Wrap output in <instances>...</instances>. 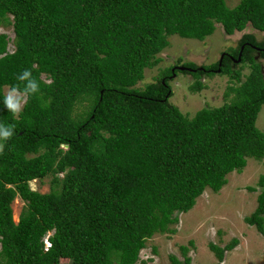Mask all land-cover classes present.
Returning <instances> with one entry per match:
<instances>
[{
    "label": "trees",
    "instance_id": "trees-1",
    "mask_svg": "<svg viewBox=\"0 0 264 264\" xmlns=\"http://www.w3.org/2000/svg\"><path fill=\"white\" fill-rule=\"evenodd\" d=\"M216 24L226 35L248 25L263 33L264 0L233 8L226 0H0V28L13 33L0 32V98L25 68L42 81L18 119L0 102V122L16 126L0 154V264H136L146 241L174 233L175 214L191 210L206 188L219 192L247 157L264 162V133L255 125L264 64L253 51L264 42L254 35L243 34L230 52L235 59L241 52L237 65L250 67L243 82L242 67L221 60L219 73L239 85L220 107L183 115L169 102L172 67L136 87L161 62L169 37L203 41ZM218 63H183L194 72L174 73L192 75L196 93ZM81 100L88 110L74 119ZM60 170L67 171L59 190L30 188ZM257 183L256 207L244 222L264 237V174ZM17 197L24 206L15 223ZM238 243H209L214 264ZM179 250L183 259L170 255L169 264H190L188 247Z\"/></svg>",
    "mask_w": 264,
    "mask_h": 264
},
{
    "label": "rangeland",
    "instance_id": "rangeland-1",
    "mask_svg": "<svg viewBox=\"0 0 264 264\" xmlns=\"http://www.w3.org/2000/svg\"><path fill=\"white\" fill-rule=\"evenodd\" d=\"M240 0H226L229 8L235 7ZM0 32L13 38L12 29L1 27ZM243 34H252L257 41H261L264 33L254 30L248 25L242 32L226 35L220 24L215 25L213 34L203 41L184 39L177 35L169 37V46L162 50L158 57L161 62L154 68L144 71V78L136 87L142 89L147 84L159 79L161 72L172 66L183 63H194L198 66H209L219 61L222 53H230L236 49ZM11 47V48H10ZM12 49V45H9ZM264 64V61H259ZM242 67L241 80H245L250 71L248 64L237 65ZM44 79V76H42ZM195 78L190 74L177 73L169 80L172 96L170 104L176 106L187 118L203 108L220 107L231 102L234 95L229 91L231 86L239 84L231 81L228 75L215 73L213 76H203L201 82L204 88L199 92H192L189 86ZM6 87L3 88V93ZM88 105L85 100L77 102L73 108L72 116L79 119L85 116ZM256 127L264 133V106L257 115ZM33 157L34 155H30ZM247 164L241 172H231L227 175V183L222 189L214 193L206 188L196 203L187 213H178V222L169 228L174 233H155L146 241L145 248L139 253L136 264H169V256L175 255L179 260L183 257L180 246H187L190 264H214L217 259L209 248V243L224 247L233 238L239 243L232 250L225 252L221 264H264V237L254 227L244 222V217L249 216L256 207L257 195L260 192L258 180L264 174V162L247 157ZM68 170V169H67ZM57 171L41 180L29 182L33 191L48 193L50 190H59L60 181L66 171ZM57 178L59 184L52 188V180ZM249 187L256 191L251 192ZM24 202L19 197L11 204L13 220L18 222ZM192 241V246L189 242ZM60 264H70L61 260Z\"/></svg>",
    "mask_w": 264,
    "mask_h": 264
},
{
    "label": "clouds",
    "instance_id": "clouds-1",
    "mask_svg": "<svg viewBox=\"0 0 264 264\" xmlns=\"http://www.w3.org/2000/svg\"><path fill=\"white\" fill-rule=\"evenodd\" d=\"M16 80L18 83L6 86L0 102L13 118L18 119L29 98L41 93L42 81L34 76L33 71L29 68H25L17 74ZM45 83L50 85L52 80L48 79ZM15 127V124L0 122V154L4 152L5 143L13 138Z\"/></svg>",
    "mask_w": 264,
    "mask_h": 264
},
{
    "label": "flooded vegetation",
    "instance_id": "flooded-vegetation-1",
    "mask_svg": "<svg viewBox=\"0 0 264 264\" xmlns=\"http://www.w3.org/2000/svg\"><path fill=\"white\" fill-rule=\"evenodd\" d=\"M264 33V32H263ZM258 42H264V37H263V39L261 40V41H258ZM264 50V46L262 47V48H258V47H255V46H253V51H254V58H255V60L256 61H264V58L260 55L261 54V51H263ZM222 54H224V56L223 57H228V59H230V61H231V63H232V65H237V63L235 62V58L230 54V53H222ZM220 60V59H219ZM222 60V59H221ZM219 62V61H218ZM260 63V62H259ZM260 64H262V63H260ZM263 65V64H262ZM178 67H183V66H172V68H171V72H172V75H176L175 73H174V71H175V69L177 70V71H179L177 68ZM185 68V70H183V71H187L188 70V72H194V70L193 69H191V70H193V71H190L189 69L190 68H186V67H184ZM172 69H173V71H172ZM180 72V71H179ZM172 77V76H171ZM171 78H169V80H170Z\"/></svg>",
    "mask_w": 264,
    "mask_h": 264
},
{
    "label": "water",
    "instance_id": "water-1",
    "mask_svg": "<svg viewBox=\"0 0 264 264\" xmlns=\"http://www.w3.org/2000/svg\"><path fill=\"white\" fill-rule=\"evenodd\" d=\"M241 50H242V48H241ZM223 56H224V54H222L221 55V57H220V60H219V63H218V66H219V68L216 70V72H220V66H221V59L223 58ZM240 59H241V52L239 53V55H238V57H237V59L235 60V62L236 63H239L240 62ZM179 71H183V70H185V68L184 67H178L177 68ZM190 71H193V70H191V69H189ZM172 71H173V69H172ZM174 75H172V77H173Z\"/></svg>",
    "mask_w": 264,
    "mask_h": 264
},
{
    "label": "built area",
    "instance_id": "built-area-1",
    "mask_svg": "<svg viewBox=\"0 0 264 264\" xmlns=\"http://www.w3.org/2000/svg\"><path fill=\"white\" fill-rule=\"evenodd\" d=\"M45 245H46V247H48L50 245L49 242L47 241V239L45 240Z\"/></svg>",
    "mask_w": 264,
    "mask_h": 264
}]
</instances>
